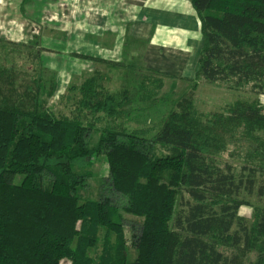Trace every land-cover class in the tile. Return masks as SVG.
I'll return each instance as SVG.
<instances>
[{
  "label": "trees",
  "instance_id": "obj_1",
  "mask_svg": "<svg viewBox=\"0 0 264 264\" xmlns=\"http://www.w3.org/2000/svg\"><path fill=\"white\" fill-rule=\"evenodd\" d=\"M190 1L203 41L194 81L230 91L249 86L264 95V0ZM5 74L10 78L0 70L2 79ZM7 81L0 83V264H236L220 246L241 256L254 252L253 264H264V207L254 210L251 225L238 215L246 206L238 200L242 194L264 197V145L261 166L237 170L216 160L230 128L241 127L264 144L254 136L264 137L259 102L235 101L202 121L184 100L151 138L106 127L92 143L91 124L44 109L41 80L19 86L22 92ZM99 81L96 75L81 84L79 108L122 115L123 87L110 91ZM95 89L104 91V103L89 101L102 97ZM157 146L171 152L157 156ZM99 156L107 175L96 199L84 198L86 167Z\"/></svg>",
  "mask_w": 264,
  "mask_h": 264
},
{
  "label": "rangeland",
  "instance_id": "obj_2",
  "mask_svg": "<svg viewBox=\"0 0 264 264\" xmlns=\"http://www.w3.org/2000/svg\"><path fill=\"white\" fill-rule=\"evenodd\" d=\"M20 8L23 10L21 15ZM68 12L70 0H0V70L4 69L11 75L7 78L5 74V79L0 76V83L8 80L13 87L21 86L24 90L33 78L41 80L43 89L39 101L44 109L56 118H74L78 115L84 125L91 124L92 143L106 127L124 128L127 132H137L151 138L167 114L178 110L176 105L184 100L191 101L193 110L202 121L210 115L221 113L226 105L235 101L255 100L264 108V95H254L249 86L240 91H230L222 85H209L201 80H172L166 76L152 75L142 69L137 57L132 58V61L130 58L124 59L121 63L91 58L92 61L84 60L89 61L86 64L82 61L85 59L81 56L83 51L78 52L76 57L70 54ZM19 33L24 37L20 42L2 39V36L14 38ZM140 48L141 43L135 47ZM96 75L100 77V84L110 91H119L123 87L121 91L126 94V98L121 101L125 100L126 103L120 109L122 115L118 113L116 116H107L102 112L92 113L87 108H79L82 99L79 87L84 80ZM19 90L22 92L21 88ZM93 91L102 97L92 96L89 100L85 96L86 102L101 100L104 103L107 100L104 91ZM246 132L241 127H235L223 134L219 145L224 148L217 154L216 160L229 163L237 170L244 164L263 165L259 161V152L264 144L254 143L252 135ZM254 136L261 140L264 138L262 132ZM170 152L166 147L157 146V156H165ZM86 170L90 172V179L81 195L95 200L99 184L107 175L103 156L94 159ZM19 180L20 176H16L15 182L19 183ZM238 200L246 202V206L239 209L238 215L251 225L254 210L264 207V197L242 194ZM179 204L180 201L176 205V213L181 210ZM124 217L129 221L135 220L130 216ZM129 232V228L125 227L127 259L133 261L135 251L131 246ZM97 249L92 253L93 256L99 254L100 249ZM218 250L229 258L235 256L236 264H253L257 256L254 252L241 256L231 246H220ZM59 264H69V261L62 260Z\"/></svg>",
  "mask_w": 264,
  "mask_h": 264
},
{
  "label": "crops",
  "instance_id": "obj_3",
  "mask_svg": "<svg viewBox=\"0 0 264 264\" xmlns=\"http://www.w3.org/2000/svg\"><path fill=\"white\" fill-rule=\"evenodd\" d=\"M68 16L70 54L83 51L86 64L91 58L121 63L137 57L146 72L172 80L195 77L203 41L190 0H70Z\"/></svg>",
  "mask_w": 264,
  "mask_h": 264
}]
</instances>
